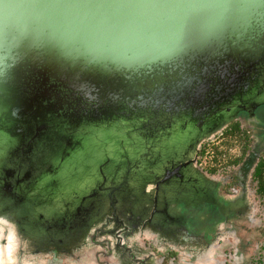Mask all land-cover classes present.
I'll list each match as a JSON object with an SVG mask.
<instances>
[{"label":"water","instance_id":"water-1","mask_svg":"<svg viewBox=\"0 0 264 264\" xmlns=\"http://www.w3.org/2000/svg\"><path fill=\"white\" fill-rule=\"evenodd\" d=\"M263 64L264 0H0V210L21 218L26 207L20 235L37 215L55 220L44 208L77 200L104 158L111 169L138 152L120 145L140 143L130 129L144 106L180 98L195 111L178 127L194 132L205 111L192 97L199 88L223 102L205 114L216 121L238 108L236 95L240 106L250 97L244 81ZM158 80L170 86L137 91ZM179 131L158 150L177 148ZM8 227L0 256L11 259Z\"/></svg>","mask_w":264,"mask_h":264},{"label":"flooded vegetation","instance_id":"flooded-vegetation-1","mask_svg":"<svg viewBox=\"0 0 264 264\" xmlns=\"http://www.w3.org/2000/svg\"><path fill=\"white\" fill-rule=\"evenodd\" d=\"M255 67L256 69L254 72H250L248 78L244 81V83L250 82V88H252L250 97L245 98V102L240 106V97L236 95L234 99L237 100L236 106H238V108L235 107V104H233L232 109L228 108L231 106L227 107L228 112L239 109V107H243L247 112H245V116L239 115L230 119L231 121L226 127L214 122V115L212 114L211 118L208 120L205 117L207 112H213L215 108L218 109L220 106L224 105L223 102L222 104L221 102L220 104L217 103L218 98L215 97L214 94L211 99L209 98L210 91L206 85L202 88L205 90L203 93L201 88H199L195 96L191 95L195 102L199 101L198 105H195V107H203L205 110L204 113L200 115V118L205 123L200 125L194 132L189 133V130H186L187 128L182 122L179 123L180 128L178 127V121L182 120V117L184 118L190 111H195L193 106L186 107L182 100H179L180 98L178 100L170 98L171 104L169 107L165 102L155 104V106L153 104L144 106L146 108H144L145 111L141 115L143 118L140 120L141 126L130 129L131 133L136 132L138 134L139 137L137 140H141L140 143L139 141H124L125 143L120 145L121 148L138 149V152L130 157H126L125 153H123V161L120 162L119 166L115 165L109 172H105L104 176L103 174L97 173L96 179L83 189L82 194L79 193L80 196L77 200L74 197L70 202L66 201L64 203L62 213L55 216V220L54 217L37 215V223L39 227L43 228V233L45 235L49 234L50 238L54 237V241L59 240V238H57L59 235H61L60 239H65L66 233L74 232L75 229L79 227L77 223L78 218H80L83 223H86V221L88 222L93 218L92 213H95L99 209L100 204H104L107 201H111V203L116 202L120 214L123 216L125 215L128 221L130 220V224L133 227L143 225V227L146 228L149 226L154 229V233L162 235L164 238H172L175 236L190 241H194L198 238L195 234L201 233L204 235L209 233L208 231L211 229L216 230L217 228L215 234H219L222 229H218V226L220 225L222 228L230 222L229 217L231 213H235L241 200L244 201L243 206H245L242 210L245 215V207L247 206L246 181L248 180V173L251 166L254 165L257 155L261 152L260 144L264 142V130L261 135L260 131L254 136L249 152L237 163L234 170V173L239 177V190L235 195L231 196L236 198L237 207L233 212H229V215L216 217V219L212 216V214H216L217 211L221 212V209L230 208V206L233 205V201H231L230 205L225 207V205L216 199L215 196H219L216 194H219V190L224 186L225 180H219V176L197 168L195 158L200 154L199 146L201 147L202 138L214 133L218 128L223 130L225 128H249L251 127L249 123L264 126V109L260 110L259 115L256 116L254 113L256 108H253L256 104L264 103V64L260 67L257 65ZM207 80L205 83L209 85L210 81ZM162 82L163 80H158L155 82V86H140L137 88V91L150 94L151 91L153 89L155 91ZM168 83L169 82H166V84L162 85L168 86ZM194 84V88L198 87V84ZM209 86H211V84ZM182 94L185 95L183 90ZM184 97L186 98L187 95ZM233 97L234 96H232V98ZM164 100H166V98H164L163 101ZM210 104H212V106H210ZM216 117L219 118V115ZM174 131H177V133L179 131V137H177L179 146L171 150L172 147L169 149L166 145L164 148L166 147L168 149L167 153L164 151L160 152L158 150L159 144L161 142H163V144L167 142L166 139L170 134H173ZM145 134H147V136L144 139ZM257 139L261 140L258 144L255 143ZM133 145H135V147ZM258 163L254 165L252 171V175L257 180V184L260 179V172H257L261 168H257ZM110 164L109 162V165ZM261 165L263 164L261 163ZM240 188H242V190H240ZM257 189L261 193H264V188L260 183L256 190ZM240 195H243L245 199L240 198ZM11 204L13 205L14 203L10 202V205ZM7 206L8 204L6 207ZM9 209L4 211L1 210L0 212V216L7 219L8 222L9 219L16 220L14 215L8 214L10 211ZM220 219H224V222H222V220L219 222ZM188 220L195 221L196 224L203 223V226L200 224L199 227H194L193 230L189 231V226L187 224ZM48 222L51 224V228H55L53 230L57 229L58 231L55 233L52 232ZM209 222H213V224L209 225ZM26 236L27 234L24 232L22 239L25 240V238H27ZM46 241H41L42 243L40 244L51 246V243Z\"/></svg>","mask_w":264,"mask_h":264},{"label":"rangeland","instance_id":"rangeland-1","mask_svg":"<svg viewBox=\"0 0 264 264\" xmlns=\"http://www.w3.org/2000/svg\"><path fill=\"white\" fill-rule=\"evenodd\" d=\"M262 109L264 107H257L255 115L258 116ZM244 114L243 110L239 109L227 111L214 122L226 127L230 119L239 115L245 116ZM204 123H197V127ZM249 125V128L216 129L214 133L202 138L200 154L195 158L197 168L219 176V180H225L219 194H216L219 196H215L225 207L232 201L228 197L235 195L239 190V177L234 173L237 163L249 152L254 136L260 131L261 135L264 130V126L252 123ZM260 147L261 152L257 155L254 165L258 161L263 164L260 163L259 166L261 168L258 182L264 188V142H261ZM107 157L99 165L98 172L103 176L105 171L110 169ZM115 165L119 166V163L116 162L111 169ZM254 165L251 166L246 181L245 215L242 210L244 201L240 199L235 213H231L229 217L230 222L222 228L218 226V229H222L219 234H215L216 228L204 235L195 234L198 238L194 241L175 236L164 238L154 233L152 227H133L130 220L120 214L116 202L107 201L100 204L88 222L83 223L78 218L79 227L74 232L66 233L65 239H60L59 235V240L54 241V237L45 235L42 227L33 223L28 231H24L27 234L24 240L19 233L20 227H28V223L25 217L26 207H20L23 216H15L17 219H11V224L4 226L6 220L0 216V227L7 228L10 225L14 234L12 244L10 242L12 260L7 259L6 253L1 254L0 264H55V260L57 264H264V193L256 190L259 183H256L257 180L252 175ZM240 198L245 199L243 195H240ZM58 208L56 205L46 206L43 214L56 213L58 216L62 213ZM9 210L8 214L14 215L16 209ZM187 224L189 231L200 224L203 226V223L196 224L195 221L189 220ZM208 224L212 225L213 222ZM48 225L52 232L58 231L53 230L55 228H51L49 222ZM2 233L0 232V248L5 246L7 241L2 238ZM41 241L51 243L54 248L40 244ZM3 248L4 252L5 247Z\"/></svg>","mask_w":264,"mask_h":264},{"label":"bare ground","instance_id":"bare-ground-1","mask_svg":"<svg viewBox=\"0 0 264 264\" xmlns=\"http://www.w3.org/2000/svg\"><path fill=\"white\" fill-rule=\"evenodd\" d=\"M260 141H261L260 139H257L255 143L258 144ZM93 176H94V174L92 176L90 174V176L88 178L80 181V183H78L79 184V186H78L79 188L78 189L79 190L80 189L83 190L85 187H87L93 181ZM96 177H97V175H96ZM237 195L239 196L238 193H237ZM228 198L233 201V205L230 206V208H224V209H221L220 208L221 209L220 210L221 212H218L217 211L216 214L213 213L212 216L214 217V219H216V217L218 218L220 216L229 215L228 214L229 212H233L235 210V208L237 207L236 198L235 197H231V196H229Z\"/></svg>","mask_w":264,"mask_h":264},{"label":"trees","instance_id":"trees-1","mask_svg":"<svg viewBox=\"0 0 264 264\" xmlns=\"http://www.w3.org/2000/svg\"><path fill=\"white\" fill-rule=\"evenodd\" d=\"M259 166H260V163L257 164V168H259ZM255 172H256V169H255ZM259 172H260V169L258 170L257 173H259Z\"/></svg>","mask_w":264,"mask_h":264}]
</instances>
